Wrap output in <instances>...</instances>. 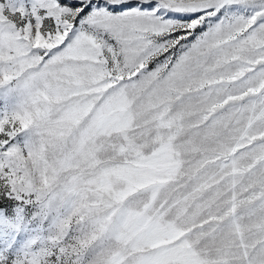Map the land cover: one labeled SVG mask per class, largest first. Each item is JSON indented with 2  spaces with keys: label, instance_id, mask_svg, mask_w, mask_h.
Here are the masks:
<instances>
[{
  "label": "snow or ice",
  "instance_id": "6c2138e0",
  "mask_svg": "<svg viewBox=\"0 0 264 264\" xmlns=\"http://www.w3.org/2000/svg\"><path fill=\"white\" fill-rule=\"evenodd\" d=\"M0 264H264V0H0Z\"/></svg>",
  "mask_w": 264,
  "mask_h": 264
}]
</instances>
